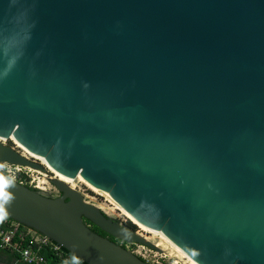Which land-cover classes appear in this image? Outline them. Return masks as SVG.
Instances as JSON below:
<instances>
[{
	"label": "water",
	"instance_id": "water-1",
	"mask_svg": "<svg viewBox=\"0 0 264 264\" xmlns=\"http://www.w3.org/2000/svg\"><path fill=\"white\" fill-rule=\"evenodd\" d=\"M0 139L199 264H264V0H0ZM2 140L5 219L86 264H147L87 221L162 252L56 178L9 180L48 171Z\"/></svg>",
	"mask_w": 264,
	"mask_h": 264
},
{
	"label": "built area",
	"instance_id": "built-area-1",
	"mask_svg": "<svg viewBox=\"0 0 264 264\" xmlns=\"http://www.w3.org/2000/svg\"><path fill=\"white\" fill-rule=\"evenodd\" d=\"M1 172L19 185H28L38 190V187H33L35 184L33 180L27 183L32 178V174L37 173L32 168L4 163L1 166ZM124 247L147 264H180L178 261H173L171 257H167L163 251L160 254L139 244L127 243ZM0 248L20 254L27 264H51L53 261H57L55 264H84L82 259L69 255L62 245L46 235L25 227L21 228L19 224L5 218L0 220ZM47 254L51 256V259L47 257Z\"/></svg>",
	"mask_w": 264,
	"mask_h": 264
},
{
	"label": "rangeland",
	"instance_id": "rangeland-1",
	"mask_svg": "<svg viewBox=\"0 0 264 264\" xmlns=\"http://www.w3.org/2000/svg\"><path fill=\"white\" fill-rule=\"evenodd\" d=\"M5 144L8 146H12L16 149H20L18 146V143H16L15 141H11V140L5 141ZM21 152L24 154V152L22 150H21ZM35 172H37V173H33L32 178L29 179L27 183L29 184L33 180L35 183V184H33V187H38L37 191L44 193L45 196H47V195H51L52 197L57 196L59 194V192L49 182L50 180L54 179V174L51 172H47V173H41L38 171H35ZM69 188L74 189L76 192L80 193L85 198L86 202H88L90 204H94V205L102 208L104 210V212H106V214L109 217L116 218L119 222H122V223H127V224H129V222L132 223L131 220L127 219L119 211L115 210L109 202H107L106 200H104L103 198L98 196L97 194H94L93 192H91L90 190H88L87 188H85L84 186L79 184L78 182H74V185L69 186ZM132 224H134V223H132ZM137 229L140 231V233L147 240L152 242L153 245L160 248V250H162L163 253L167 257H169V258L171 257V259H173V261H178V263H180V264H184V263L189 264V262L187 260H183L180 257H178V255L174 251H172L171 249L166 250V248L164 246L159 247L160 241H161L160 238H153L150 235H147L146 233L141 231V229L138 226H137Z\"/></svg>",
	"mask_w": 264,
	"mask_h": 264
},
{
	"label": "bare ground",
	"instance_id": "bare-ground-1",
	"mask_svg": "<svg viewBox=\"0 0 264 264\" xmlns=\"http://www.w3.org/2000/svg\"><path fill=\"white\" fill-rule=\"evenodd\" d=\"M2 140V139H0ZM12 141H15L13 139H11ZM3 142H5L6 140H2ZM16 142V141H15ZM18 143V142H16ZM19 148L24 152L26 157L29 158H33L38 160L39 162H41L47 169L48 172H51L54 174V178L64 182L65 185H67L68 187L71 185H74V180H70V179H65L63 176H61L59 173L55 172L54 169L52 167H50L48 165V163L38 157L35 156L34 154H32L31 152H29L28 150H26L25 148H23L19 143H18ZM112 205V204H111ZM113 206V205H112ZM113 208L117 211H119L124 217H126L127 219L131 220L132 223H134L136 226H138L141 231H143L144 233H146L147 235H150L153 238H160V246H164L166 248V250L171 249L172 251H174L178 257H180L183 260H187L189 262V264H199L196 260L191 259L184 251H181L179 248H177L176 246H174L173 244L169 243L168 241H166L165 239H163L162 237H160L159 235H157L156 233L153 232V230L148 229L146 226L140 224L138 221H136L133 217H130L129 215H127L126 213H124L123 211L119 210L118 208H116L115 206H113ZM141 234V233H140ZM142 235V234H141ZM143 236V235H142ZM144 237V236H143ZM160 249V248H159ZM187 262V263H188Z\"/></svg>",
	"mask_w": 264,
	"mask_h": 264
},
{
	"label": "trees",
	"instance_id": "trees-1",
	"mask_svg": "<svg viewBox=\"0 0 264 264\" xmlns=\"http://www.w3.org/2000/svg\"><path fill=\"white\" fill-rule=\"evenodd\" d=\"M25 187L29 188L31 191L40 193L39 191L32 189L31 187H29L28 185H24ZM9 220V219H8ZM11 221V220H9ZM13 222V221H11ZM87 224L91 225L92 223L87 221ZM129 225L132 226L134 229H136V226H134L133 224H131L129 222ZM21 228H24L21 226ZM95 232H98L100 230V228L98 227H94ZM101 235V234H100ZM104 236V235H102ZM22 247H25V245H21ZM65 250V248H64ZM69 255H72L71 253H69L67 250H65ZM47 257L49 259H51V256L49 254H47ZM57 261H53L51 262V264H55ZM0 264H27L25 261H23L22 256L20 254H17L15 252H11V251H7V250H3L0 248ZM35 264V263H34ZM86 264V263H84Z\"/></svg>",
	"mask_w": 264,
	"mask_h": 264
},
{
	"label": "clouds",
	"instance_id": "clouds-1",
	"mask_svg": "<svg viewBox=\"0 0 264 264\" xmlns=\"http://www.w3.org/2000/svg\"><path fill=\"white\" fill-rule=\"evenodd\" d=\"M5 184L6 181L4 180V178L2 176H0V220H2L6 213H5V208H4V202L7 201V197L5 195Z\"/></svg>",
	"mask_w": 264,
	"mask_h": 264
},
{
	"label": "flooded vegetation",
	"instance_id": "flooded-vegetation-1",
	"mask_svg": "<svg viewBox=\"0 0 264 264\" xmlns=\"http://www.w3.org/2000/svg\"><path fill=\"white\" fill-rule=\"evenodd\" d=\"M20 152H21V150H20ZM22 153V152H21ZM23 154V153H22ZM25 155V154H24ZM29 158V157H28ZM31 159V158H30ZM33 159V158H32ZM41 193V192H40ZM41 194H43L44 195V193H41ZM61 194L59 193L57 196H55V197H58V196H60ZM47 197H52L51 195H47ZM113 219H115V220H117L116 218H113ZM90 227L92 228V229H94V227H95V225H93V224H91L90 225ZM97 233H99V234H101V235H104L105 237H107V238H110V239H112L113 241H116L117 243H119V244H121V245H123V246H126L127 245V243H125V242H122V241H119V240H117V239H115V238H113V237H111L109 234H107L105 231H103V230H99Z\"/></svg>",
	"mask_w": 264,
	"mask_h": 264
}]
</instances>
